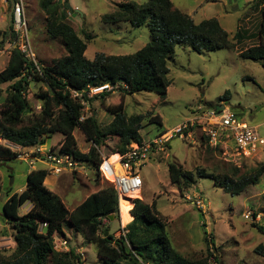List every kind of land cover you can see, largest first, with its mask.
<instances>
[{
	"label": "rangeland",
	"instance_id": "374dc122",
	"mask_svg": "<svg viewBox=\"0 0 264 264\" xmlns=\"http://www.w3.org/2000/svg\"><path fill=\"white\" fill-rule=\"evenodd\" d=\"M11 1L0 0L1 30H10L14 26ZM41 1L23 0V4L35 59L41 67H48L67 55L68 51L61 38L49 34L47 14L41 8ZM54 1L61 11L67 13V21L87 43L85 54L89 59L100 52L108 55L132 54L151 39L148 25L133 27L126 21L105 22L103 19L105 14L116 11L121 2L143 3L148 0ZM198 1L201 0L188 2L193 6ZM245 1L219 0L196 16L199 19L205 13L207 16L202 17L206 19L221 15L222 27L228 32L233 31L229 38L234 47L197 53L189 47L177 45L174 55L168 59L171 84L165 97L146 90L126 95L115 88L106 91L108 95L94 99L96 95L87 91L86 95L92 97L93 101L85 102L83 116L94 115L101 128H105L113 120L107 108L123 103L124 112L128 116H144L140 133L143 138H150L191 118L199 106L217 108L225 102L242 121L259 125L258 131L264 136V68L260 61L239 56V51L258 41L261 15L260 11L256 13L259 9L255 6L258 5L252 6V2L246 4ZM248 14L250 17L246 20L245 15ZM238 15L243 19L237 20ZM12 49L13 44L8 40L0 42V72L8 65ZM9 84L0 85L3 98L7 95ZM47 90L45 82L30 80L27 98L34 112L41 108V91ZM222 95L225 97L221 98ZM74 134L81 152H88L94 145L81 129L77 128ZM62 139L63 135L59 132L43 136L47 146H60ZM118 142V136H109L98 148L103 154L109 155L117 151ZM161 156V160L152 159L142 168L144 187L141 197L137 198L149 204L156 199L157 207L167 221L166 234L175 252L188 258L207 257L209 246L210 252L211 247L215 249L219 264H264V253L255 251L258 245L264 246V232L253 225L264 226V195L256 191L259 189L257 184L250 185L240 195H232L211 177L197 176L196 182L190 188H185L182 183H172L169 173V163L173 162L194 174L199 169L205 170L207 174L217 176L218 180L226 174L232 175L235 167L238 168L236 174H250L264 164V150L254 159L226 160L222 152L202 143L197 136L194 143L180 138L171 140ZM34 168L47 169L48 165L36 162ZM34 168L21 159H0L1 257L8 258L16 248L15 232L2 217L3 204L9 195L26 188L27 175ZM46 181L47 187L63 199L69 210L74 209L91 193L111 185L91 166H87V175L65 171L59 175L49 174ZM188 193L202 196L209 208L203 211L196 207L186 199ZM28 210V204L20 209L21 213ZM247 211L259 214L260 220L245 219L243 214ZM122 217L120 210L119 220H112L116 223L115 228L119 222L121 225L129 222L130 216L125 209H122ZM62 229L69 241V248L80 256L82 264H104V260L97 254L96 245L88 241L80 230L69 227L68 222L62 225ZM211 239L214 245L210 243ZM56 248L62 251L57 242Z\"/></svg>",
	"mask_w": 264,
	"mask_h": 264
},
{
	"label": "trees",
	"instance_id": "16d2710c",
	"mask_svg": "<svg viewBox=\"0 0 264 264\" xmlns=\"http://www.w3.org/2000/svg\"><path fill=\"white\" fill-rule=\"evenodd\" d=\"M254 4L257 7L262 5L259 42L241 50L239 56L260 61L264 68V0H254L252 6ZM41 8L47 14L49 34L62 39L68 54L51 66L41 67L13 47L8 65L0 72V85L10 83L4 98L0 93V137L21 146H31L45 144L43 136L59 132L63 135L61 151L87 162L97 172L102 161L98 146L104 144L107 137L118 136L117 151L126 152L132 142L143 140L140 130L144 116H128L120 103L107 108L113 120L105 128H101L92 114L81 119L84 101L92 102L93 98L108 95L104 92L88 98L86 92L90 87L110 84L126 95L146 90L165 97L171 84L168 59L174 55L177 45L189 47L197 53L234 47L229 33L215 17L196 22L175 7L173 0L124 1L117 5L116 11L105 14L104 21H126L133 27L148 25L150 41L132 54L100 52L89 59L85 54L87 43L67 21V13L61 11L54 0H42ZM16 37L13 26L10 30L0 29V42L8 40L13 43ZM32 79L48 86L47 91H41L43 102L38 112L33 111L27 98ZM75 92L82 93V96H76ZM77 128L94 144L88 152L83 153L78 148L74 134ZM202 143L208 144V139ZM0 159H16V153L0 145ZM237 171L235 167L232 175L226 174L218 180L205 170L199 169L194 174L176 163H169L172 183H182L185 188H190L197 176L211 177L232 195H240L250 185L257 184L264 175V164L250 174L239 175ZM48 175L46 169L31 170L26 188L9 195L4 202L2 217L15 232L16 248L8 258L0 256V264H82L72 248L68 251L55 249L54 236H65L62 229L65 222L96 245L104 264H209L212 257L218 262L217 253L210 252L209 246L207 257L188 258L175 252L166 234L167 221L158 209L156 199L149 204L136 198L133 208L128 201H123L129 204L126 208L129 212L132 209L134 217L126 226L128 233L120 237L111 232L106 235L107 228L103 225L111 222V216L118 220L120 216L119 196L114 187H102L69 210L61 197L46 186ZM29 202L32 207L21 213L20 209ZM253 225L264 232V226ZM210 243L214 245L213 239ZM255 251L264 253V246L258 245Z\"/></svg>",
	"mask_w": 264,
	"mask_h": 264
},
{
	"label": "built area",
	"instance_id": "2783aa9c",
	"mask_svg": "<svg viewBox=\"0 0 264 264\" xmlns=\"http://www.w3.org/2000/svg\"><path fill=\"white\" fill-rule=\"evenodd\" d=\"M5 1L9 2L11 0ZM11 3L13 4V27L17 34L15 41L12 43L13 47H17L37 65L38 62L35 59L27 28L23 0H12ZM113 89L115 88L112 85L105 84L99 87H90L88 91L93 95H98ZM75 95L82 96V93L75 92ZM221 106L217 108L199 106L191 118L153 137L143 138L140 142H132L126 152L117 151L105 155L98 149L102 157L98 172L117 191L120 210L122 201H128L131 206H134V200L137 198L133 196L134 193L142 194L143 192L142 168L152 159L162 157L161 155L166 152L168 143L175 138L188 140L191 143L196 141L197 136L202 141L207 138L208 145L214 150L222 152L226 160L236 158L254 159L260 156L264 149V136L258 131V127L242 121L239 115L225 102H223V107ZM0 145L11 148L16 153L17 159L29 162L32 168H34L36 162L46 163L48 165L46 170L50 175H59L65 171L87 175L89 164L77 159L70 153L61 151L60 146H47L41 143L21 146L2 137H0ZM113 154L117 155L116 159H112ZM117 166H119V170H117ZM185 196L199 209L205 211L209 208V204H206L202 196L195 193H188ZM243 216L251 221L260 220L259 214L255 215L250 211L245 212ZM127 233V227L122 225L117 237L126 236ZM54 238L56 250H58L56 242L62 251L70 249L66 237L55 234ZM214 250L211 247V251L216 255ZM209 264L219 263L212 257Z\"/></svg>",
	"mask_w": 264,
	"mask_h": 264
},
{
	"label": "crops",
	"instance_id": "0c3cea01",
	"mask_svg": "<svg viewBox=\"0 0 264 264\" xmlns=\"http://www.w3.org/2000/svg\"><path fill=\"white\" fill-rule=\"evenodd\" d=\"M188 1H193V0H173V3H174V5H175V7H177L178 9H180L181 11H183V12H185V13H187V14H189L195 21H197V22H200V21H202V20H204L203 19V17L202 16H207V15H205V13L203 14V15H200L198 18L199 19H197V15L198 14H200V13H202L203 11H205L206 10V7L208 6V5H213V3H217L219 0H201V1H198V2H196V5L194 4L193 6H191L190 4V2H188ZM197 1V0H196ZM222 1V0H221ZM254 0H246L245 2H246V4H250L251 2H253ZM190 8H191V11H190ZM256 9H259L256 13H259V11H260V15H261V8H262V5H259V7H255ZM225 11H226V9H225ZM250 14V13H249ZM249 14H248V16L247 15H245V19L246 20H249ZM220 16L221 15H216V16H214V17H216L218 20H219V22H220V24L222 25V23H221V19H220ZM225 15H223V17H224ZM195 17V18H194ZM208 18H212V17H208ZM208 18H206V19H208ZM243 19V17L241 16V15H238L237 16V20H239V19ZM261 19L260 20H262V15H261V17H260ZM260 24H261V21H260ZM223 26V25H222ZM236 26H237V24H236ZM260 26V25H259ZM228 32V31H227ZM232 32L233 31H231V32H228L230 35L232 34ZM234 34H235V31H234ZM233 34V35H234ZM257 39H258V41L255 43V44H253V45H256V44H258V42H259V30H258V33H257ZM252 46V45H251ZM250 47V46H249ZM240 52V51H239ZM251 124V123H250ZM254 126H259V125H254ZM264 150V149H263ZM160 160V159H159ZM35 169V168H34ZM47 180V179H46ZM47 181H45V184H46V186H47V183H46ZM257 185L259 186V189H256V191L260 194V195H264V175L260 178V181L257 183ZM49 188V187H48ZM50 189V188H49ZM54 192V191H53ZM137 195H141V194H137ZM137 195H135L136 197H141V196H137ZM63 200V199H62ZM28 204V206H29V209L32 207V204L29 202V203H27ZM129 204H125L123 201H122V203H121V217H122V209H125L127 206H128ZM126 212H127V214L130 216L129 218H130V220H129V222L128 223H126V224H124L125 226H127L132 220H133V216H132V214H130V212L128 211V209L126 208ZM111 225L110 224H105V225H103V228H107V229H109V233L111 232L114 236H118V234H119V232H120V229H121V226L123 225H121L120 224V222H119V225H117V228H115V225H116V223H113V221L111 220Z\"/></svg>",
	"mask_w": 264,
	"mask_h": 264
},
{
	"label": "bare ground",
	"instance_id": "6f19581e",
	"mask_svg": "<svg viewBox=\"0 0 264 264\" xmlns=\"http://www.w3.org/2000/svg\"><path fill=\"white\" fill-rule=\"evenodd\" d=\"M117 158V155L116 154H113L112 156V159H116ZM117 170H119V166H117ZM138 193H134L133 196L137 195ZM137 196H140V195H137Z\"/></svg>",
	"mask_w": 264,
	"mask_h": 264
},
{
	"label": "water",
	"instance_id": "95a60500",
	"mask_svg": "<svg viewBox=\"0 0 264 264\" xmlns=\"http://www.w3.org/2000/svg\"><path fill=\"white\" fill-rule=\"evenodd\" d=\"M221 107H223V105H222ZM113 218H114V217L111 216V219H112V220H113ZM108 233H109V229L106 230L105 234L108 235Z\"/></svg>",
	"mask_w": 264,
	"mask_h": 264
},
{
	"label": "clouds",
	"instance_id": "9594fccd",
	"mask_svg": "<svg viewBox=\"0 0 264 264\" xmlns=\"http://www.w3.org/2000/svg\"><path fill=\"white\" fill-rule=\"evenodd\" d=\"M25 9V8H24ZM99 149V148H98ZM117 152V151H116ZM115 153V152H114ZM89 166V165H88ZM133 208V207H132ZM132 210V209H131ZM119 211H120V208H119ZM131 213V212H130ZM132 214V213H131ZM133 216V215H132ZM65 237V236H64Z\"/></svg>",
	"mask_w": 264,
	"mask_h": 264
}]
</instances>
